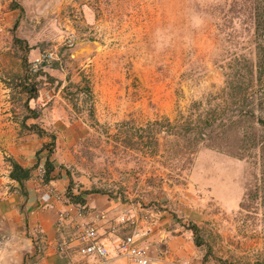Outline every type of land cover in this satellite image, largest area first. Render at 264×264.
Returning <instances> with one entry per match:
<instances>
[{
  "label": "rangeland",
  "instance_id": "rangeland-1",
  "mask_svg": "<svg viewBox=\"0 0 264 264\" xmlns=\"http://www.w3.org/2000/svg\"><path fill=\"white\" fill-rule=\"evenodd\" d=\"M258 19L264 0H0V89L61 88L87 167L164 189L203 264H264Z\"/></svg>",
  "mask_w": 264,
  "mask_h": 264
},
{
  "label": "crops",
  "instance_id": "crops-1",
  "mask_svg": "<svg viewBox=\"0 0 264 264\" xmlns=\"http://www.w3.org/2000/svg\"><path fill=\"white\" fill-rule=\"evenodd\" d=\"M61 91L40 89L28 100L24 90L11 99L10 89H0V264H128L117 251L129 232L119 223L124 215L147 231L138 246L148 250L150 264H203L191 231L166 210L164 189L159 192L143 181L112 184L92 165L87 167L79 147L85 124L71 117ZM47 145L51 153L44 149ZM9 161L31 169L22 186L10 179ZM47 161L52 170L45 181L36 168ZM68 192L83 200L80 217ZM45 193L52 194L46 204ZM65 212L69 217L60 221ZM91 223L108 249L105 261L78 254L79 225Z\"/></svg>",
  "mask_w": 264,
  "mask_h": 264
},
{
  "label": "built area",
  "instance_id": "built-area-1",
  "mask_svg": "<svg viewBox=\"0 0 264 264\" xmlns=\"http://www.w3.org/2000/svg\"><path fill=\"white\" fill-rule=\"evenodd\" d=\"M36 172L39 176L45 175L44 165H38ZM72 195V192H70ZM58 198L57 196H55ZM52 198V194L45 193L42 196L43 202L46 204ZM66 198L70 200L68 193ZM71 201V200H70ZM77 205V216L82 215L83 205ZM69 217L68 212L60 213L59 220H65ZM96 218H102V216H96ZM119 223L122 226H126L128 234L120 240L117 251L118 255L124 258L128 264H150L149 252L146 248L138 246V242L145 238L147 231L140 228L136 221L130 215H124L120 217ZM80 230V248L78 254L85 259H94L99 261H105L108 257L107 247L99 242L97 235V228L94 224H81L79 225ZM60 252L64 251V245L58 248Z\"/></svg>",
  "mask_w": 264,
  "mask_h": 264
},
{
  "label": "trees",
  "instance_id": "trees-1",
  "mask_svg": "<svg viewBox=\"0 0 264 264\" xmlns=\"http://www.w3.org/2000/svg\"><path fill=\"white\" fill-rule=\"evenodd\" d=\"M259 28H264V19H258V21H256V30H258ZM25 66V63H24ZM257 71L258 73L261 75L264 74V45L262 47H260L258 49V53H257ZM24 92L27 94V99L30 100L32 98H35L37 96V89L35 88V86H28L25 85L23 88ZM33 118L36 117L35 113H32ZM30 129L32 130H36V126H32L30 127ZM38 130V129H37ZM39 132V131H38ZM44 149H46L48 151V153H51L52 151V146L51 145H47L46 147H44ZM10 162V166H11V172L9 174V177L11 180H14L15 182H17L18 184H20V186H22L23 182L25 180H27L29 178L31 169H23L22 167H20L18 164H16L13 161H9ZM45 175H44V180L47 181L48 180V175L50 174L51 170H52V165L51 163H49L48 161L45 163ZM261 168L264 169V161L261 165ZM260 182L264 181L263 179H260ZM257 183H259V180L256 179L254 186L256 185V189H257ZM264 187V185H263ZM254 188V187H253ZM254 188V190H256ZM247 191V190H246ZM69 198L70 200L75 203V204H83V200H81L78 196H71L70 192H68ZM251 195V194H250ZM247 196H249V194L247 195L246 193L244 194L243 198H242V203H240L239 208L243 209L244 208V204L246 202V198ZM252 198L255 199H259L260 196H258V194L254 191V194H252ZM190 231H192V233L194 234V244L195 246H199V243L197 242V239L195 237L196 235V229L195 228H190Z\"/></svg>",
  "mask_w": 264,
  "mask_h": 264
}]
</instances>
